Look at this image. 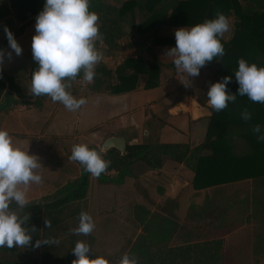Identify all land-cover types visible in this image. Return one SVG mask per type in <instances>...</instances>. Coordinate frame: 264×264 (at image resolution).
Listing matches in <instances>:
<instances>
[{"label":"crops","instance_id":"crops-1","mask_svg":"<svg viewBox=\"0 0 264 264\" xmlns=\"http://www.w3.org/2000/svg\"><path fill=\"white\" fill-rule=\"evenodd\" d=\"M178 28L181 27L167 26L159 33L174 36V30ZM17 42L23 49L22 55L12 52L9 59V44L1 49L4 50V61L0 73L4 71L12 75L21 87V94L11 91V95L6 97L7 89L4 91L0 99V128L6 129L14 142L21 143L29 154L40 158L42 166L38 173L43 182L31 185L27 193L28 204H44L53 199L56 189L62 191L69 181L81 174L80 163L69 159L72 146L81 144L77 142L79 139L86 138L83 141L87 142L82 143L100 147L111 136H123L126 142L140 143L158 135L163 142H189L192 145L205 139L212 114L206 93L214 78L207 65L201 68L199 76H184L183 81L176 76L175 66H164L159 86L141 87L122 94H84L68 89L77 99L83 97L87 101L95 97L88 106L97 110L102 118L85 123L82 113L87 103L76 111H69L50 97H46L42 104L34 102L29 92L31 84L23 86L20 82H25L27 76L30 79L34 61L29 52L32 43L20 38ZM121 42L125 50L116 51L117 64L138 54L132 40L123 39ZM99 44L104 46L102 42ZM144 55L148 56V51ZM19 61L24 62L22 67ZM200 122L203 126L197 130L195 126ZM97 125L99 128L91 130ZM163 130L165 134L175 130L183 140L166 141ZM87 134H97V137L88 139ZM195 139H199L198 142H194ZM168 161L173 160H167L161 168H151L139 161L133 167V176H126L122 184L95 181L96 188L100 190L95 199L90 198L94 186L91 174L92 185L87 196L70 202L68 206L77 207V211L82 206L92 216L95 228L84 236L93 256H103L110 264H118L125 253L135 256L138 264H202L196 254L195 259L191 254L182 258L173 249L204 240H221L217 245L219 248H215V262L218 264H264V184L257 186L249 179L198 190L192 184V169L183 163ZM170 166L175 168V172L169 171ZM108 173L115 175L116 172ZM127 178L132 180L138 195L127 204L129 214L122 217L123 201L107 202L100 195L103 193L101 190L111 185L125 186ZM109 205L116 208L115 212L110 210L111 216L103 210ZM16 206L15 202L10 205L11 208ZM75 218L77 221L78 217L71 215L61 222L53 217L52 225L46 231L50 232L58 225L65 226ZM125 223L130 227L129 232L124 231ZM47 252L39 261L55 264ZM60 259L56 264H61Z\"/></svg>","mask_w":264,"mask_h":264},{"label":"trees","instance_id":"trees-1","mask_svg":"<svg viewBox=\"0 0 264 264\" xmlns=\"http://www.w3.org/2000/svg\"><path fill=\"white\" fill-rule=\"evenodd\" d=\"M45 3L46 0H0V19L8 15L17 18L18 23L10 29L17 37L33 23ZM217 9L233 20L234 29L229 39L223 37L221 41L225 48L224 57H217L206 65L214 77L212 84L231 76L227 91L238 95L239 85L235 78L238 60L244 58L249 64L256 63L258 67H264V0H90L89 10L98 13L100 18L105 48L115 55L116 51L125 50L121 41L130 39L138 54L124 58L115 67L102 60L95 69L94 80L87 83L84 94H122L141 87L150 89L159 86L162 83V68L175 66L173 60L162 58L159 48L176 45L175 35H160L161 29L167 26L192 27L206 19L215 18ZM7 44L5 35L0 40V50ZM145 51H148V56L144 55ZM37 67V62L33 61L30 80ZM6 89V97L11 95V91L21 94V87L14 77L1 71L0 99ZM31 97L36 104H42L48 96ZM245 108L252 113L249 122L240 117ZM209 119L206 137L197 145L163 142L155 135L144 142H127L126 153L122 154L116 148L104 152L102 147L90 144V148L110 161L98 180L103 183H123L126 176H133V167L139 161L151 168H161L166 160H173L193 170L192 184L198 190L249 179L253 180L254 185L264 184V142L258 141L257 134L252 132V127L259 124L264 133V104L253 103L246 96L238 95L236 101L229 102L223 111L212 110ZM97 128L99 125L91 130ZM109 171L116 173L110 175ZM90 176L91 173L83 166L79 177L69 181L53 199H48L44 204L34 202L26 206L32 211V218L26 227L35 226L37 229L33 233L32 245L27 248L37 249L34 247L36 240L45 237L47 228L42 224V210L45 209L51 215L53 211L64 210L72 201L84 199L88 193ZM219 243L221 240H204L174 248L173 251L182 258L185 254H191L195 259L197 255L202 264H218L215 262V248H219ZM17 248L0 247V251L6 253L0 256V264H16V260L10 256ZM72 249L61 257V264H71L76 259ZM35 262L48 263L44 260L41 263L37 259Z\"/></svg>","mask_w":264,"mask_h":264},{"label":"clouds","instance_id":"clouds-1","mask_svg":"<svg viewBox=\"0 0 264 264\" xmlns=\"http://www.w3.org/2000/svg\"><path fill=\"white\" fill-rule=\"evenodd\" d=\"M90 0H46L43 10L37 15L35 35L32 37V56L38 67L32 72L29 92L34 97L48 96L59 102L69 111H76L87 103L81 97L77 99L68 89L72 82L82 75L85 83H91L96 75L95 69L103 60V54L96 47V42L103 41L100 32L99 15L90 11ZM215 18L206 19L192 27H181L174 30L176 45L167 49L164 56L172 57L176 76L183 81L184 76L197 77L208 62L223 58L224 44L221 42L225 33L231 29L229 17L219 9ZM9 48L22 55L23 49L13 32L4 27ZM4 50H0V66L3 65ZM239 85L238 95L246 96L253 103L264 104V67L256 63L249 64L244 58L238 60L235 72ZM232 77L226 76L222 81L210 85L207 92V105L216 112L223 111L229 102H235L237 94L227 91ZM240 117L245 122L252 119V113L243 109ZM252 132L257 134L258 141L264 142L261 126L256 124ZM70 160L79 162L93 176L99 177L109 166L100 153L87 144H75L71 149ZM40 158L23 149L21 143L14 142L9 132L0 128V247L26 248L32 245L35 226L26 227L30 216L21 217L10 205L15 202L18 209H24L29 201L27 193L32 184L43 182L38 173L41 168ZM78 227L70 229L74 235H89L95 228L92 216L81 211L78 216ZM46 228L51 221L45 220ZM56 238L38 239L34 247L41 245H58ZM76 257L71 264H110L103 256H93L91 246L79 240L72 249ZM118 264H138L135 256L125 253Z\"/></svg>","mask_w":264,"mask_h":264},{"label":"rangeland","instance_id":"rangeland-1","mask_svg":"<svg viewBox=\"0 0 264 264\" xmlns=\"http://www.w3.org/2000/svg\"><path fill=\"white\" fill-rule=\"evenodd\" d=\"M230 19V23H231V29L229 32L225 33L224 38H228L230 35H232L233 29H234V22L233 20ZM18 23L17 18L14 15H10L7 16L5 18H3L0 21V39H2L6 33L4 32V27L8 26L9 29H11L12 27H14L16 24ZM35 23H36V18L34 19L33 23H31L26 30L24 31L23 34L15 37L16 40L20 38V40L25 41V42H30L32 43V37L35 35ZM96 47L97 49L102 52L103 54V60H106L109 65L111 67H115V65H117V61H119L118 58L115 57L114 54H111L104 46H101L99 43H96ZM170 46H162L159 48V51L162 52V58L163 59H168V60H173L172 57H168V56H164L165 52ZM29 52L32 53V47L29 48ZM164 53V54H163ZM19 63H21V67L23 66V61H19ZM83 75V73H82ZM82 75L81 77H79L78 79H76L75 81L72 82V86L70 89H75L77 92H85V87L87 85V83L83 82L82 80ZM21 85H25L27 84H31L29 77L27 76L26 81H20ZM95 97H90L87 100V106L83 109V116L85 123L86 122H96L98 120H100V118H102L101 114L97 111L92 109L90 106H88L92 100ZM138 103H142L141 100H138ZM84 107V106H83ZM146 109H148L146 107ZM203 126V124L200 122L198 123L195 128L197 130H200L201 127ZM106 129V127H104ZM164 131V130H163ZM94 132H99V131H94ZM88 139L89 138H96L97 134H87ZM201 136V135H199ZM199 136L197 138H199ZM204 136V135H202ZM164 140L166 141H180L183 140L181 138V134L175 130L171 131V134H165L164 131V136H163ZM87 139V140H88ZM83 140H86V138H83L82 140L79 139L77 140V142L82 143ZM199 139H195L194 142H198ZM83 142H87V141H83ZM91 142V141H90ZM85 144V143H83ZM69 146V145H68ZM167 161V160H166ZM171 163H175L173 161H168ZM176 164V163H175ZM83 165L80 164V168H82ZM180 167V166H179ZM183 167V166H182ZM170 172H175V168L170 166L169 168ZM79 177V176H78ZM77 178V177H76ZM75 178V179H76ZM98 177L93 176V181H94V186H93V190L91 193L90 198L95 199L96 196L99 194L98 188H96V184L95 181L98 182ZM49 179V178H48ZM150 179H152V177H150ZM74 179H72L73 181ZM90 187L92 185V178H90ZM127 182L125 184V186H114L111 185V187H108L107 189H103L101 190V192H103L100 197H102L105 201L110 202V201H123L124 206L122 208V210H120V214L123 216H127L129 214V207L127 206V204H129L131 202L132 199H136V196L138 195L137 192L134 190V186L132 184V180L130 178H127ZM116 184V182H111ZM54 186L55 183H51ZM117 184H122V183H117ZM136 189V182L134 183ZM60 189H56L54 196L60 194ZM140 193V192H139ZM143 194V193H141ZM139 197H141V195H139ZM113 206H110L103 209L105 212L104 213H108V216L110 215V210L113 209L112 211L115 212L116 208H112ZM13 210L18 211V214L21 216V213H24V216H30V219L32 218V211L30 208L25 207L24 209L20 210L18 209V206L13 207ZM77 207H67L62 211H53L52 214L50 215V212L45 211V209L42 210V214H41V220L43 219V224H45V220L49 219L52 222L53 216L55 218H58V220H62L61 222L65 221L68 219L69 216L71 215H75V216H79L81 211H84L85 209H83L82 206H80V208L78 207V211L76 210ZM23 217V215H22ZM79 224V220L76 221V218L71 222V223H67L65 226L61 225V226H56L55 229H53L52 231L48 232L45 231V237L44 238H56L60 241V243L58 245H52V246H48V245H41V247L37 248V249H30V248H22V247H18L17 251L13 254L11 253V259L12 260H16V264H36L35 260H40V258H42L43 253H46V251H48L47 253L50 252V254L52 255L51 258L52 260L56 263H58L59 259L70 249V247L75 246L76 242L79 240H82L84 242H86L85 240V236L84 235H74L71 233L70 229H72V227L74 226H78ZM52 225V224H51ZM48 229V228H47ZM130 227L128 226V224H124V231L129 232ZM42 238V239H44ZM96 246L97 248L99 247V244L97 242ZM6 254V253H5Z\"/></svg>","mask_w":264,"mask_h":264},{"label":"water","instance_id":"water-1","mask_svg":"<svg viewBox=\"0 0 264 264\" xmlns=\"http://www.w3.org/2000/svg\"><path fill=\"white\" fill-rule=\"evenodd\" d=\"M127 142L123 136H111L105 140L102 145V151L107 152L111 148H116L122 154L126 153ZM6 255L5 252H0V256Z\"/></svg>","mask_w":264,"mask_h":264}]
</instances>
